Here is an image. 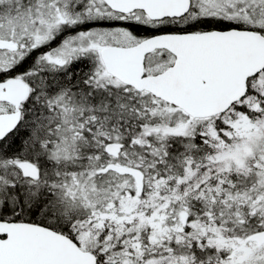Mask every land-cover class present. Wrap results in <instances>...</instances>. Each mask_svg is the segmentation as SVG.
<instances>
[{
  "label": "snow or ice",
  "instance_id": "1",
  "mask_svg": "<svg viewBox=\"0 0 264 264\" xmlns=\"http://www.w3.org/2000/svg\"><path fill=\"white\" fill-rule=\"evenodd\" d=\"M0 264H264V0H0Z\"/></svg>",
  "mask_w": 264,
  "mask_h": 264
}]
</instances>
